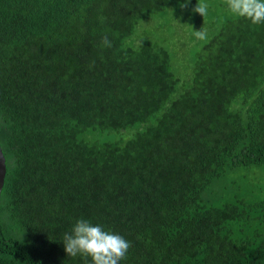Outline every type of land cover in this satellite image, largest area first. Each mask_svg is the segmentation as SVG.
<instances>
[{"label": "trees", "instance_id": "1", "mask_svg": "<svg viewBox=\"0 0 264 264\" xmlns=\"http://www.w3.org/2000/svg\"><path fill=\"white\" fill-rule=\"evenodd\" d=\"M200 2L0 0V264H91L79 218L119 264H264V22Z\"/></svg>", "mask_w": 264, "mask_h": 264}, {"label": "clouds", "instance_id": "2", "mask_svg": "<svg viewBox=\"0 0 264 264\" xmlns=\"http://www.w3.org/2000/svg\"><path fill=\"white\" fill-rule=\"evenodd\" d=\"M186 5L187 0H184L180 7ZM227 6L233 15L248 19L254 25L264 22V0H227ZM192 11L203 17L207 15L208 5L201 0ZM194 32L197 38L206 39L204 30ZM103 44L111 47L106 36L103 37ZM62 242L67 255L90 258L91 264H119L126 258L131 246L123 236L105 230L99 224L93 225L84 218L76 220L71 231L64 234Z\"/></svg>", "mask_w": 264, "mask_h": 264}, {"label": "rangeland", "instance_id": "3", "mask_svg": "<svg viewBox=\"0 0 264 264\" xmlns=\"http://www.w3.org/2000/svg\"><path fill=\"white\" fill-rule=\"evenodd\" d=\"M170 27H171V32H170ZM167 28H169V31L167 30ZM176 30H177V27L173 23H170V25H169V24H166V22H162V23L158 22L152 26H149L146 31L148 33H150L153 37H161L162 36V37H166L170 41H174L175 39L177 40L180 38V37H178L177 34L176 35L173 34V31H175V33H176ZM242 172H243V170L232 175L230 177V181H231V178H233V177H236L237 180H239L241 178ZM261 175H262V173H261L260 169L254 170V168H253V174L251 175V178H249L248 180H249V182H254V180H252L253 177L256 176V177L260 178ZM257 181H255V182H257ZM261 196L264 197V195H261Z\"/></svg>", "mask_w": 264, "mask_h": 264}, {"label": "water", "instance_id": "4", "mask_svg": "<svg viewBox=\"0 0 264 264\" xmlns=\"http://www.w3.org/2000/svg\"><path fill=\"white\" fill-rule=\"evenodd\" d=\"M5 173H6L5 157L0 147V193L4 184Z\"/></svg>", "mask_w": 264, "mask_h": 264}]
</instances>
